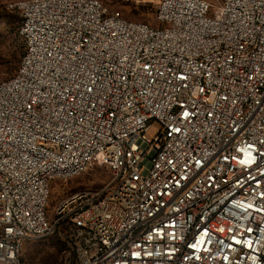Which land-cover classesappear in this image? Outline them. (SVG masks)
Wrapping results in <instances>:
<instances>
[{"label": "built area", "instance_id": "1", "mask_svg": "<svg viewBox=\"0 0 264 264\" xmlns=\"http://www.w3.org/2000/svg\"><path fill=\"white\" fill-rule=\"evenodd\" d=\"M0 83V264L65 229L66 264H264V0H17ZM94 165L110 180L59 200Z\"/></svg>", "mask_w": 264, "mask_h": 264}, {"label": "rangeland", "instance_id": "2", "mask_svg": "<svg viewBox=\"0 0 264 264\" xmlns=\"http://www.w3.org/2000/svg\"><path fill=\"white\" fill-rule=\"evenodd\" d=\"M17 0H0V83L8 80L15 57L22 58L25 47L18 30L21 17L9 7ZM109 10L119 11L122 15L135 22H142L154 27L161 26L157 19L159 0H99ZM14 73V74H13ZM111 178L110 170L104 165H94L83 173L67 180H54L50 187L49 215L57 202L80 190L97 189ZM75 259V251L69 233L60 229L52 235L26 239L21 247V264H66Z\"/></svg>", "mask_w": 264, "mask_h": 264}, {"label": "trees", "instance_id": "3", "mask_svg": "<svg viewBox=\"0 0 264 264\" xmlns=\"http://www.w3.org/2000/svg\"><path fill=\"white\" fill-rule=\"evenodd\" d=\"M20 21H21V19H20ZM24 44V43H23ZM25 47V46H24ZM21 55H22V53H21ZM21 55H19V57H15L14 59H13V61L11 62L13 65L11 66V69H10V71H11V73L12 72H14V73H16V71L18 70V67H19V65H20V62H21V59H20V56ZM24 55V54H23ZM23 57V56H22ZM13 73V74H14ZM13 76V75H12ZM11 76V77H12Z\"/></svg>", "mask_w": 264, "mask_h": 264}]
</instances>
